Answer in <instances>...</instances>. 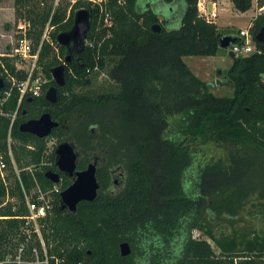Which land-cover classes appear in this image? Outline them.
<instances>
[{
  "label": "trees",
  "instance_id": "obj_1",
  "mask_svg": "<svg viewBox=\"0 0 264 264\" xmlns=\"http://www.w3.org/2000/svg\"><path fill=\"white\" fill-rule=\"evenodd\" d=\"M53 1L14 0L16 20L29 24L34 47L47 21L54 45L42 41V93L24 95L12 122L19 92L7 78L25 74L11 57L0 55L3 89L10 87L0 114V155L9 166L6 183L0 177V259L25 241L19 216L26 213L21 184L30 188L36 179L43 188L53 185L44 175L54 168V145L49 149L47 138L60 140L63 132L56 128L39 137L18 128L21 121L48 111L52 118H67L78 147L105 149L110 162L124 170L121 186L109 192L104 189L108 172L102 166L97 195L78 201L74 211L60 208L55 193L52 211L40 220V232L47 252L62 258V264L262 263L264 230L247 231L236 221L248 203L264 215V40L254 38L264 13L252 18L250 28L261 52L232 57L224 70L232 95L218 96L182 58L214 55L221 49L223 33L198 15L197 0H180L178 20L171 28L162 25L161 11L149 0H75L69 8ZM231 1L240 11L252 3ZM80 7L90 15L85 45L65 64V81L56 86L57 99L49 102L44 92L54 83L50 68L67 53L56 34L70 28ZM154 22L161 24L160 31L151 29ZM109 56L115 57L109 76L118 89L77 93L75 88L89 84V72L103 68ZM209 143L223 146L224 153L205 158L200 151ZM84 165L83 160L78 163ZM68 184L64 177L58 185ZM195 229L209 237L216 250L207 239L194 237ZM122 241L129 243L128 254L120 253ZM25 243L40 248L35 233Z\"/></svg>",
  "mask_w": 264,
  "mask_h": 264
},
{
  "label": "rangeland",
  "instance_id": "obj_2",
  "mask_svg": "<svg viewBox=\"0 0 264 264\" xmlns=\"http://www.w3.org/2000/svg\"><path fill=\"white\" fill-rule=\"evenodd\" d=\"M57 1L61 5H66L68 3L67 5L69 8L70 4L75 0H54L53 5L57 4ZM149 1L151 2L153 9L161 11L160 14L162 18H164V21L162 22L163 26L166 28L175 26L179 15L178 7L181 3L180 0H172L171 3L166 2V0ZM215 2L217 15L214 19V23L216 24L218 30L223 34L227 32L236 33L239 27H244L254 16L262 12V9L259 10L260 5H258L256 0H252L251 7L245 11L237 10L231 0H215ZM14 6V0H0V55H4L11 51L17 37V31L19 29L18 24L24 21L22 19L16 20ZM182 58L194 74L208 83L209 90L213 94L218 96L232 95L233 88L224 76V70L232 61V57L229 56L228 49L221 48L214 55H184ZM10 59L12 61L14 60L13 57ZM114 60L115 57H107L103 68H94L89 72L88 75L90 77V83L84 86L76 87L75 91L77 93L116 91L118 89V84L109 76V69ZM216 79H219L220 83H216ZM45 81L46 77L44 76L43 82ZM210 82L213 84H210ZM40 93H42V86ZM57 142L58 141L54 137L47 138V145L49 149ZM201 152L205 153V158L210 155L216 157L224 153V147L217 146L214 143H209L203 146L200 153ZM9 153L11 156V151ZM12 165L15 170L16 164L13 160ZM8 172L9 166H6L5 174H8ZM9 199L14 203L18 202V199L14 196ZM260 209V207L252 206V203H248L238 212L236 226L247 231L250 229H256L258 231L264 230V215L261 213ZM192 235L194 237L207 239L210 245L216 250V246L213 241L206 235H202L199 230H193Z\"/></svg>",
  "mask_w": 264,
  "mask_h": 264
},
{
  "label": "built area",
  "instance_id": "obj_3",
  "mask_svg": "<svg viewBox=\"0 0 264 264\" xmlns=\"http://www.w3.org/2000/svg\"><path fill=\"white\" fill-rule=\"evenodd\" d=\"M90 1L101 3L105 0ZM196 7L199 16L203 17L206 21L214 22L217 15L215 0H197ZM261 9L264 13V4L259 6V10ZM104 23L107 25L111 23L108 16H105ZM28 25L29 24L26 21L18 24L19 29L17 31V37L11 51L6 53L7 56L14 58L13 61L15 68L24 71L25 74L21 79H16L13 76L7 78L12 86H16L19 92L16 109L11 113V122L24 95L36 96L40 94L41 84L43 82V77L45 76L38 63L39 50L42 41H48L50 44L54 45L49 36V31L52 28V26L49 25V21L46 22L40 36L39 44L36 47H34L31 38L27 34ZM250 28L251 21H249L244 27H239L236 33H232L234 35L231 34L239 39L238 41L234 40L228 46V50L232 51L234 55H246L253 52H261V49L256 46ZM260 79L264 82V73L261 74ZM9 93L10 87L8 89L2 88L0 90V114L4 113L1 104L7 98ZM7 141L8 143L10 142V131H8ZM5 168L6 162L0 155V177L6 183ZM15 171L18 175V169H16V167ZM57 192H60L58 183H53L51 187L46 188H43L36 179H34L33 185L30 188H26L21 184V193L26 213L19 215L24 219L23 224L20 226V230L25 234V241L30 235L35 233L40 242V248L35 245L28 248L25 241H22L18 244L14 254H7L3 259H0V264H62V258L47 252L40 232V220L52 211L55 193ZM6 198H9L8 195ZM27 250L28 254H26ZM262 258L263 262L258 264H264V256Z\"/></svg>",
  "mask_w": 264,
  "mask_h": 264
},
{
  "label": "water",
  "instance_id": "obj_4",
  "mask_svg": "<svg viewBox=\"0 0 264 264\" xmlns=\"http://www.w3.org/2000/svg\"><path fill=\"white\" fill-rule=\"evenodd\" d=\"M90 15L89 11L85 7H80L74 11L72 24L69 29L59 31L56 34V41L64 45L67 49V53L64 57V61L52 66L50 68V74L54 81L49 85L44 92V97L49 102H54L57 99V85L64 83L65 64L70 61L73 56V52L80 53L85 45V37L89 28ZM151 29L155 32L161 30V24L154 22L150 25ZM255 40H264V24L260 26L254 35ZM235 40V37L229 33L222 34L219 38V47L228 49L230 43ZM229 56L234 57L232 51L229 50ZM216 83H220L219 79H216ZM5 79L0 74V90L4 87ZM210 84H213L210 82ZM58 120L51 117L48 111L41 112L37 117L28 118L21 121L18 125L20 131L30 132L39 137L48 136L51 129L58 124ZM55 165L69 174L72 173L73 168L76 165L73 145L67 140L59 141L54 147ZM76 178L65 186L59 192V207L67 208L70 211L76 209V204L80 200H92L97 195L99 183L95 176V165L93 162L87 164V166L79 171L75 172ZM44 175L52 182L58 180V173L48 169ZM119 250L122 255L130 252V246L127 241H122L119 244Z\"/></svg>",
  "mask_w": 264,
  "mask_h": 264
},
{
  "label": "flooded vegetation",
  "instance_id": "obj_5",
  "mask_svg": "<svg viewBox=\"0 0 264 264\" xmlns=\"http://www.w3.org/2000/svg\"><path fill=\"white\" fill-rule=\"evenodd\" d=\"M29 97L31 98V96ZM53 119L58 120L59 123L55 127H53L51 131L57 128L63 132L61 139L57 141L59 142L61 140H67L71 142L73 145L74 151L76 153V157H75L76 165L73 168L72 173L70 174L63 170H60L55 165V162H54V168L51 170L58 173V180L53 183L59 184L60 182L64 180V177H67V179L69 180V183H71L76 178V174H75L76 171L84 169L88 163L93 162L95 165V176H96L97 181H98L99 169L102 166H104L107 169L108 178H109L108 184L106 185L104 189L109 192L116 191L121 186L122 180L124 178L123 168L120 165L114 166L112 161L110 162L109 156L106 155L107 150L105 151V149L98 148V149L84 150L83 148L78 147L73 140L72 128H71L70 122L67 120L66 117H59V118H53ZM56 144L54 143V147ZM82 160L85 162V165L83 167H78V163ZM54 161H55V154H54ZM61 189L63 188H60V190ZM98 189H100V187H98ZM63 209H67V208H63Z\"/></svg>",
  "mask_w": 264,
  "mask_h": 264
}]
</instances>
